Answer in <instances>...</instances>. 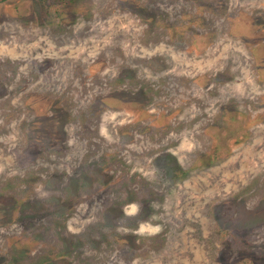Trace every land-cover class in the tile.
<instances>
[{"label": "rangeland", "instance_id": "obj_1", "mask_svg": "<svg viewBox=\"0 0 264 264\" xmlns=\"http://www.w3.org/2000/svg\"><path fill=\"white\" fill-rule=\"evenodd\" d=\"M0 264H264V0H0Z\"/></svg>", "mask_w": 264, "mask_h": 264}]
</instances>
